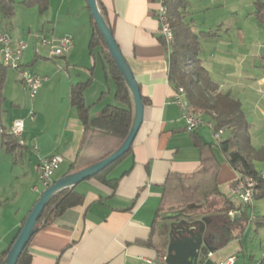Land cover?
Listing matches in <instances>:
<instances>
[{"label":"crops","instance_id":"crops-1","mask_svg":"<svg viewBox=\"0 0 264 264\" xmlns=\"http://www.w3.org/2000/svg\"><path fill=\"white\" fill-rule=\"evenodd\" d=\"M23 1L18 4L22 5ZM256 2L263 5L264 15V0H187L186 22L195 34L216 32L215 38L200 42L202 67L219 92L239 102L249 124L251 145L258 150L264 149V35L257 37L261 34L245 15L251 6L255 11ZM96 3L104 9L105 21L145 101L142 123L130 153L107 176V180L117 181L116 186L112 189L89 178L72 187L83 197L82 205L67 210L36 231L28 242L27 253L30 264H165L173 226L186 222L196 228L202 225L205 230L203 209L189 207L161 212L156 217L167 175L190 174L200 167V153L192 134L211 147L220 165L219 192L240 207L230 212L232 216L244 211L230 195L238 173L214 144L209 128L186 130L181 112L172 100L174 88L167 78L168 54L159 40L155 15L160 0H96ZM22 7L35 9L38 15L36 22L29 26H36L37 32L46 37H71L72 48L58 57L63 60V66L54 71L43 70L53 62L46 50L36 56L33 49L29 61L22 62L28 69L34 65L33 74L46 79L35 102L22 90L17 72L10 79L7 71L1 105L2 128L9 133L15 120H22L24 128L16 137L20 149L7 153L0 145V199L4 202L0 206V254L8 250L22 221L45 190L38 181L41 159H61L52 177L55 182L70 174L72 165L77 172L99 162L116 144L109 136L90 132L91 142L102 135L110 144L108 148L93 151L96 144L93 143L89 147L92 152L82 157V144L88 141L89 133L84 135L77 113L70 106V86L89 78L92 83L83 93L85 104L92 107L105 94H100L103 90L100 85L95 99H90L96 59L104 76L105 73L100 58L93 60L88 53L91 14L86 0H48L47 11L42 15L35 7ZM12 19L18 20L17 10ZM260 23L264 25V19ZM8 25L11 27L9 19L0 18V30L11 35ZM105 82L108 87L105 102L112 99L110 105H116L114 86L111 82L113 91L110 90L106 76ZM103 104L104 99L97 109L101 111ZM203 117L208 118L206 114ZM226 135L225 132L223 139ZM254 166L259 173L264 169V162ZM245 209L248 221L242 235L220 249L209 247L207 256L202 260L199 257L198 264H222L231 258L234 264H254L263 259L264 228L255 219L264 217V200L254 201L252 207Z\"/></svg>","mask_w":264,"mask_h":264},{"label":"trees","instance_id":"trees-1","mask_svg":"<svg viewBox=\"0 0 264 264\" xmlns=\"http://www.w3.org/2000/svg\"><path fill=\"white\" fill-rule=\"evenodd\" d=\"M160 2L165 8L166 18L173 36L170 44H166L161 37L159 38L168 54L167 78L169 83L174 90L182 89L184 91L188 110L194 114H206L208 119L212 121V125H215V131L223 129L227 133L217 147L229 166L238 173V178L232 184L239 179H246L252 186L253 201L264 200V179L261 178L254 166L257 162H264V149L256 150L253 148L249 124L239 102L231 98L229 94L219 92L218 86L212 82L199 58L200 42L215 38L216 32L195 34L191 30L190 24L186 22L187 0H160ZM22 5L27 8L35 7L38 13L42 15L47 11L48 0H24ZM254 6V17L259 21L263 20V5L256 2ZM97 7L105 20L104 9L100 5ZM14 16V0H0V18L12 19ZM88 53L93 60L99 57L102 61L105 76L114 86V99L117 104L107 105L95 117H91V106L85 104L83 93L91 85L92 78L83 83L71 85L69 101L70 106L77 113L85 136L90 132H98L116 141L115 148L106 153L102 157L104 159L114 152L126 138L134 115V106L130 91L112 61L92 17ZM7 71L0 66V145L7 153H12L20 149V145L15 136L3 130L1 123L3 87ZM142 102L143 104L145 102L143 98ZM192 138L200 153V167L190 174L169 173L167 175L162 186V195L156 217L161 212L187 210L189 207L203 209L201 216L205 224L203 238L208 247L217 250L242 235L248 221L246 209L244 207V211L239 215L229 216L231 211H238L240 207L219 192L217 176L220 165L213 156L211 147L203 144L194 134H192ZM130 151L131 148L125 155L90 179L113 189L117 181L107 180V176ZM73 172L72 165L68 173ZM3 203L0 199V206ZM82 203L83 197L75 193L74 188H66L57 192L48 202L37 221L36 231L52 223L67 210L81 206ZM24 221H22L13 242L19 235ZM255 222L264 228V217L255 219ZM28 244L16 264H30L27 253ZM8 250L0 254V264H3ZM207 253L208 249L202 248L201 260L207 256Z\"/></svg>","mask_w":264,"mask_h":264},{"label":"water","instance_id":"water-1","mask_svg":"<svg viewBox=\"0 0 264 264\" xmlns=\"http://www.w3.org/2000/svg\"><path fill=\"white\" fill-rule=\"evenodd\" d=\"M86 3L90 10L93 22L105 43L109 55L130 91L134 106V115L131 126L122 144L110 155L82 170L59 178L42 192L40 198L34 204L32 210L26 217L19 235L8 250L3 264L17 263L22 251L27 246L31 237L35 234L36 223L52 197L63 189L72 188L82 181L94 177L96 174L111 165L114 161L125 155L131 148L134 138L142 123L144 106L140 90L134 76L121 54V51L116 45L112 32L97 7L96 0H86ZM203 232L204 228L202 225L196 228L194 225L190 226L186 222H180L176 227L173 226L171 229L169 244L167 246L166 256L164 257V263L198 264L202 248L210 250L207 246L206 240L203 238Z\"/></svg>","mask_w":264,"mask_h":264},{"label":"built area","instance_id":"built-area-1","mask_svg":"<svg viewBox=\"0 0 264 264\" xmlns=\"http://www.w3.org/2000/svg\"><path fill=\"white\" fill-rule=\"evenodd\" d=\"M155 15L159 23L160 37L165 43H168L166 34H164L163 31L158 4ZM32 40L33 42L35 40L37 43V46L34 47L35 54L38 55L40 51L46 50L49 58L59 57L72 48V39L68 36L46 37L43 34L36 33L32 36ZM27 48V42L19 38L17 43H7V32L0 30V54H6V64L8 66V70L17 72L22 90L27 92L29 97L32 99L37 95L46 79L31 73L29 69L22 64L21 60ZM172 100L180 110L181 119L183 120L185 128L188 132H195L200 127L206 126L212 131L214 144L219 145L222 142L224 137L223 129L215 131V125H212V121H207L204 117H194L192 115V111L186 110L185 105H181L179 95L176 93H173ZM11 127L13 136L19 137L23 132V121L15 120L13 121ZM60 163L61 159L58 157H49L40 160L38 164V181L45 189L53 183V174L58 169ZM259 173L264 175V169ZM248 185H250L248 180L239 179L230 187V195L241 205V207L250 208L254 204V201L249 200ZM230 215L232 216V213H230ZM252 220H254V217L251 218V221ZM222 264H234V259H228ZM254 264H264L263 259Z\"/></svg>","mask_w":264,"mask_h":264},{"label":"rangeland","instance_id":"rangeland-1","mask_svg":"<svg viewBox=\"0 0 264 264\" xmlns=\"http://www.w3.org/2000/svg\"><path fill=\"white\" fill-rule=\"evenodd\" d=\"M20 1L21 0H15V10H17V18H18V20L15 21L14 19H9V22L11 23V27L12 28L9 25L7 27L9 29V31L11 32V35L15 39L20 38V39H22V40H24V41L27 42L28 48L24 52L23 57H22V60H21L22 62L26 63L30 59L31 52H33L32 50L34 49L35 46H37V43H36L35 40L33 42V40L31 38L29 39L30 35L33 36L34 34L38 33L37 32V29H36V26H29V24L35 23L36 20H37V18H38V15H37L35 9H32V11L31 10H27L26 8L22 7V5L18 4ZM253 12H254V8H253V6H251L250 9H246L245 10V13H246L245 15H246V17H249V19L251 20V22H253V24H255V28H257V30L261 34V35H258L257 37L261 38V37H263L262 34L264 35V25L261 24L260 21H256L254 19V17L251 16V14ZM22 13H24L25 15L24 14L22 15ZM260 26H262V27H260ZM242 30L245 33H248L249 32L247 29H242ZM28 31H30V35L28 34ZM62 61L63 60L62 59H58V57L53 58V62L49 63V65L46 66V67H44L43 70H45V71H51V70H53L54 71L56 67H62L63 66V62ZM98 61L99 60L96 59V68L97 69L94 72V79H93L94 83H93V87H92L93 89H91L92 91H91L90 99H95V96L97 95V90H98V87L97 86H100V85L103 86V90H102V92H100V94L101 93H105L104 94V97H103V99H104V104L103 105L105 107L106 105H110L113 102H112V99H110L109 102H105V101H107V97H108V93H107L108 92V90H107L108 87L106 85L105 76L103 74L102 69L100 68V65H99V62ZM33 66H32V69L31 68L29 69V71L31 73L34 72ZM90 67H91V65L88 68H90ZM15 72L16 71H13V70H9L8 71V75H9V78L10 79L12 78V76L14 75ZM51 81H52V84H55V81L53 79ZM49 84H51V82L44 84V86H47ZM109 86H110V90L113 91V87H112L111 81L109 82ZM36 96H35V98H36ZM52 97L55 98L54 92H52ZM24 98L27 101L30 100L27 95H24ZM35 98H33L31 101L32 102L37 101V98L36 99ZM90 101H92V100H90ZM95 101L96 100H94V102ZM99 103H97V104H95V105H93L91 107V109H92L91 117H95L97 115V112L100 111V110L97 109L98 108L97 105ZM201 117H203V115H201ZM207 119H205V120H207ZM224 133H225V131H224ZM90 137H91V134L89 133V135H87V138H88L87 140L88 141L87 142L85 141L82 144V146H83V149H81V156L82 157H85V156L89 155V153L92 152V150L93 151L103 150V149H105V147H107V146L109 147V144H110L109 143L110 142L109 139H106L105 137H102V135H101V137L99 139H96V141H94V142H91V139H89ZM93 143H96V144H95V146H93L94 148L91 150V149H89V147H91V145H93Z\"/></svg>","mask_w":264,"mask_h":264},{"label":"bare ground","instance_id":"bare-ground-1","mask_svg":"<svg viewBox=\"0 0 264 264\" xmlns=\"http://www.w3.org/2000/svg\"><path fill=\"white\" fill-rule=\"evenodd\" d=\"M159 13H160L161 20H162L163 31H164V34H166V38H167V41H168V43H166V44H170L172 42V40H173V36H172L171 29H170V26H169L168 21H167V18H166L165 8L162 6V3L161 2L159 4ZM17 40L18 39H14L7 32V43H17ZM0 66L2 68H5V69L8 70V66L6 64V54H0ZM174 93H176L177 95H179V99H180L181 105H185L186 110H188V104H187V101L184 98V91L182 89H177V90H174ZM192 115L194 117H201L200 114H194V113H192ZM9 134L13 135V133H12V127L9 130ZM260 176H261L262 179H264V175L263 174L260 173ZM248 194H249V200L253 201V197H252V186H251V184L248 185Z\"/></svg>","mask_w":264,"mask_h":264}]
</instances>
